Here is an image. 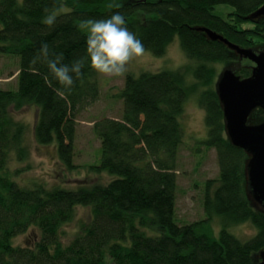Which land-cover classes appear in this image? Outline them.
Returning a JSON list of instances; mask_svg holds the SVG:
<instances>
[{
	"label": "trees",
	"instance_id": "trees-1",
	"mask_svg": "<svg viewBox=\"0 0 264 264\" xmlns=\"http://www.w3.org/2000/svg\"><path fill=\"white\" fill-rule=\"evenodd\" d=\"M109 3L119 7L109 9ZM264 0H0V53L18 59L15 90L0 89V264H259L264 248V212L251 207L241 174L244 151L225 136L221 103L212 88V64L231 52L209 29L240 47L264 40V18H252ZM232 8L228 19L215 6ZM46 10L58 11L46 26ZM114 11L153 56L164 54L175 37L192 68L125 75L118 93L121 119L102 117L93 131L100 142L98 164L105 183L83 180L75 189L31 187L14 181L7 170L13 153L25 159V127L11 116L25 105L38 108L34 136L38 144L56 145L62 165L74 169L69 155L75 114L99 94L96 72L85 64L70 92L48 76L39 55L42 42L63 53L64 63L85 54L84 29L89 19ZM248 23L250 26L242 27ZM190 73V74H189ZM242 73L248 76V71ZM191 75V82L187 76ZM48 77L46 82L45 77ZM196 95L204 110L206 137L201 141L216 152L218 177L204 183L205 218L179 224L175 220V162L183 140L179 117L185 100ZM77 206L90 210L68 243L60 239ZM220 229L213 234L210 222ZM248 222L256 230L241 241L227 226ZM29 228L38 235L32 245L13 239ZM258 254V259L255 256ZM255 255V256H254Z\"/></svg>",
	"mask_w": 264,
	"mask_h": 264
},
{
	"label": "rangeland",
	"instance_id": "rangeland-1",
	"mask_svg": "<svg viewBox=\"0 0 264 264\" xmlns=\"http://www.w3.org/2000/svg\"><path fill=\"white\" fill-rule=\"evenodd\" d=\"M214 13H219L228 19L232 8L227 5L215 6ZM264 18V14L256 18ZM255 18V19H256ZM250 26L248 23L242 27ZM247 48V47H241ZM247 49L255 54L264 53V40H258ZM231 52L230 58L212 64L214 73L211 82L216 90V83L225 70L234 76L245 78L242 73L247 70L251 75L254 63L249 59L239 56L235 51ZM195 63L188 60L180 49L178 39L175 37L167 46L161 56H153L148 51L140 57L134 58L129 63V70L125 74L138 75L142 72H158L162 70L172 71L192 68ZM18 59L9 54L0 53V89L15 90L17 86L16 74ZM190 74V73H189ZM187 76L191 82V75ZM125 75L110 77L96 72V81L99 87L98 98L75 114L71 123V137L69 157L74 169H66L62 165L61 157L56 145H40L34 136V126L38 121V108L32 104L23 106L18 111H11L15 121L24 125L23 144L27 147L25 159L18 161L14 154L10 155L7 170L14 181L22 186L31 187L33 184H42L47 188L60 187L75 189L83 180L89 182L105 183L113 178L106 173H95L91 168L100 159V142L93 131L94 122L102 117L121 119L123 103L118 93L124 86ZM179 123L183 131V140L178 148L175 162L176 190H175V220L179 224L190 223L205 218L202 208L204 183L218 177L219 168L216 152L212 147L205 146L201 141L206 137V125L204 122V110L197 104L196 95H190L184 102L183 112L179 117ZM264 122V110L256 107L249 113L246 124L257 125ZM226 138L228 139L226 133ZM229 140V139H228ZM250 154L244 152L242 163L243 190L251 207L264 212V202H258L251 191L247 176V163ZM90 210L85 206H77L74 209L72 219L63 224L60 239L63 244L68 243L78 230L79 224L89 220ZM219 219L213 218L210 227L217 236L220 229ZM227 230L241 241H246L253 234L255 228L248 222L227 226ZM38 235V231L29 228L25 233L17 235L13 243L20 246L32 245ZM255 256V255H254ZM258 259V254L255 256Z\"/></svg>",
	"mask_w": 264,
	"mask_h": 264
},
{
	"label": "water",
	"instance_id": "water-1",
	"mask_svg": "<svg viewBox=\"0 0 264 264\" xmlns=\"http://www.w3.org/2000/svg\"><path fill=\"white\" fill-rule=\"evenodd\" d=\"M264 14V3L250 17ZM212 40H220L239 56L254 63L251 75L245 78L234 76L225 70L216 83V92L221 103L225 133L230 143L250 154L247 163L249 186L254 198L264 202V122L247 125L246 120L256 107L264 110V53L255 54L252 50L241 48L221 35L200 28ZM260 262L264 264V248L259 252Z\"/></svg>",
	"mask_w": 264,
	"mask_h": 264
},
{
	"label": "clouds",
	"instance_id": "clouds-1",
	"mask_svg": "<svg viewBox=\"0 0 264 264\" xmlns=\"http://www.w3.org/2000/svg\"><path fill=\"white\" fill-rule=\"evenodd\" d=\"M109 9L119 7L118 3H109ZM58 11H47L41 22L46 26L55 23ZM84 29L85 54L64 63L63 53L52 52L46 42H42L38 57L47 68L51 77L62 89L70 92L74 85V77L82 75L85 64L97 73L110 77H120L129 70V63L144 54L145 48L140 38L130 31L127 21L119 11L106 17L89 19L82 25ZM46 82L48 77H45Z\"/></svg>",
	"mask_w": 264,
	"mask_h": 264
}]
</instances>
